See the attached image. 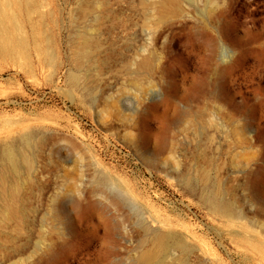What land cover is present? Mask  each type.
Returning a JSON list of instances; mask_svg holds the SVG:
<instances>
[{"label": "rangeland", "instance_id": "rangeland-1", "mask_svg": "<svg viewBox=\"0 0 264 264\" xmlns=\"http://www.w3.org/2000/svg\"><path fill=\"white\" fill-rule=\"evenodd\" d=\"M2 1L0 264H264V0Z\"/></svg>", "mask_w": 264, "mask_h": 264}, {"label": "bare ground", "instance_id": "bare-ground-1", "mask_svg": "<svg viewBox=\"0 0 264 264\" xmlns=\"http://www.w3.org/2000/svg\"><path fill=\"white\" fill-rule=\"evenodd\" d=\"M21 0H14V3L16 6H19ZM165 4V3H164ZM12 19V22L10 24L7 25V22L9 19ZM10 25H12L15 29V32H11L10 31ZM195 28H197V30H205V25L201 24V25H197ZM19 23H18V19L16 17V11L13 10L12 12L10 11H6L5 10V3L0 0V51H6L9 48V44H12V39L14 38V35L19 34ZM194 30V29H193ZM206 33V32H205ZM202 36V35H201ZM199 40V39H198ZM197 42V39L195 40ZM139 54V53H138ZM156 54V53H155ZM141 53L139 54L140 57ZM144 56H142V59H140V68L142 70H144V72H146L148 75L152 76L154 73V61H155V56L154 54H148L146 55L145 53L143 54ZM141 58V57H140ZM172 58V57H171ZM167 60V59H166ZM170 61V60H169ZM171 62V61H170ZM164 65H166L165 63H163ZM169 65V64H168ZM167 65V66H168ZM171 66V65H170ZM172 67V66H171ZM169 68V67H168ZM163 72V70H161ZM170 71V70H169ZM160 72V71H159ZM153 75V76H154ZM153 78V77H152ZM202 95V94H201ZM168 103V102H167ZM170 103V102H169ZM172 104V103H171ZM172 107V105H171ZM180 132V131H179ZM7 161L10 164L9 167L11 166L13 169H17L18 168V157L17 155L11 150L7 152ZM14 191L13 193L15 194V188H13ZM7 190V189H6ZM12 195V194H10ZM13 198V197H12ZM15 199V198H14ZM14 201V200H13ZM11 201V202H13ZM15 203V202H13ZM12 204V203H11ZM16 204V203H15ZM7 205V204H6ZM9 205V204H8ZM7 205V207L9 208V206ZM17 207V206H16ZM15 207V208H16ZM12 209V208H11ZM9 210V209H8ZM14 210V208H13ZM12 210V211H13ZM18 211V210H16ZM11 212V211H10ZM9 212V213H10ZM13 214V213H12ZM17 217V216H16Z\"/></svg>", "mask_w": 264, "mask_h": 264}]
</instances>
